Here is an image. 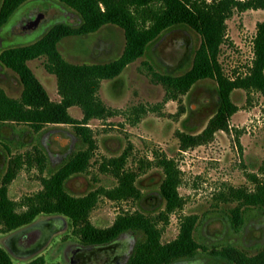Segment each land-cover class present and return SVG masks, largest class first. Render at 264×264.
Returning a JSON list of instances; mask_svg holds the SVG:
<instances>
[{"label": "rangeland", "instance_id": "obj_1", "mask_svg": "<svg viewBox=\"0 0 264 264\" xmlns=\"http://www.w3.org/2000/svg\"><path fill=\"white\" fill-rule=\"evenodd\" d=\"M34 18L38 21L33 31L20 30L24 22ZM263 22L264 12L252 11H234L226 21L227 38L220 47L218 63L228 79L248 73L255 27ZM57 23L78 26L80 19L72 10L51 1L23 5L0 31V53L11 46L35 42ZM200 43V37L192 30L171 28L121 75L101 82L97 96L114 114L88 122L95 145L88 169L69 178L64 190L78 198L114 188L117 180L107 171V163L125 153L124 171L134 173V187L140 199L112 201L99 196L89 215L91 225L106 229L118 215L141 213L157 222L161 243L165 244L176 239L184 218L194 217L193 236L200 249L192 259L174 264H229L218 255L224 248H235L249 257L264 252V213L255 208L244 209L234 197L238 190L253 192L254 178L264 179V97L256 92L233 91L230 100L238 111L230 118L229 133L217 132L208 144L181 151L178 134L198 136L214 116L219 104L217 85L213 80H201L185 95L172 98L154 81L152 73L184 75L191 69ZM124 44L123 31L108 25L91 35L64 38L57 50L69 64L91 65L117 59ZM45 61L42 57L29 61L27 66L49 99L57 103L60 97L56 80L45 71ZM0 89L15 100L22 91L16 75L2 65ZM68 113L76 121L82 119L77 107L70 108ZM85 148L71 126L48 125L35 133L26 125L5 124L0 127V184L8 167L20 158L23 166L7 187L8 198L18 205L42 189V178L52 175ZM42 158L40 165L37 160ZM163 158L172 160L180 171L177 192L183 200L182 209L170 214L167 221L158 218L164 204L158 194L163 174L157 163ZM236 208L241 209L243 217L238 231L231 226V212ZM43 219L44 216L38 218ZM63 221L66 228L38 253L25 259L11 256L12 263L27 264L42 257L46 264H125L142 239L140 234L125 233L107 246L83 249L72 237L67 221ZM7 236L0 235L1 248Z\"/></svg>", "mask_w": 264, "mask_h": 264}, {"label": "trees", "instance_id": "obj_2", "mask_svg": "<svg viewBox=\"0 0 264 264\" xmlns=\"http://www.w3.org/2000/svg\"><path fill=\"white\" fill-rule=\"evenodd\" d=\"M33 1L37 0H2L0 31L23 5ZM45 1L72 10L79 17L80 24H53L35 42L11 46L0 53V65L15 74L22 87L17 100L8 98L0 89V127L8 123L26 125L38 133L48 125L71 126L86 148L72 155L52 175L42 178V189L25 197L18 205L8 198L7 187L23 163L20 158L12 162V167H8L0 184V235L22 230L40 216L57 217L67 221L72 237L84 247L107 246L125 233L140 234L142 239L125 264H174L192 259L200 249L193 236L196 224L194 217L184 218L176 239L165 244L161 243V230L156 227L157 222L141 213L118 215L112 226L106 229L95 228L89 222V215L99 196L112 201L140 199V193L134 187V173L124 171L125 153L107 163V171L117 180L114 188L100 189L76 198L65 192L64 184L69 178L81 175L88 169L95 149L91 131L87 127L88 122L102 120L114 114L97 96L101 82L121 75L128 65L144 56L148 46L163 32L174 27H186L195 32L200 37V46L188 72L179 77L152 73L154 81L161 84L174 98L185 95L201 80H213L217 85L219 98L214 116L200 135L178 134L180 150L187 151L206 145L217 132L229 133L230 118L238 111L230 100L231 93L242 90L246 93L256 92L264 97V22L257 23L255 27L253 60L248 73L244 77L230 80L224 76L218 63L220 47L227 38L226 21L234 11L264 12V0ZM108 25L123 31L124 49L117 59L91 65H73L63 60L57 50L62 39L91 35ZM42 57L46 59L45 71L56 80L57 94L60 97L57 103L49 99L45 89L27 66L29 61ZM72 107L80 109V121L69 116L68 110ZM37 162L42 165L43 158ZM157 165L163 174L158 194L164 204V210L158 218L167 221L170 214L183 207V200L177 192L180 171L170 159H160ZM254 186L253 192L238 190L234 197L244 209L255 208L264 213V179L254 178ZM242 224V211L236 208L231 212V226L238 231ZM218 255L229 264H264V252L249 257L235 248L227 247L218 252ZM0 264H13L11 256L1 247ZM27 264L46 263L42 257H37Z\"/></svg>", "mask_w": 264, "mask_h": 264}, {"label": "flooded vegetation", "instance_id": "obj_3", "mask_svg": "<svg viewBox=\"0 0 264 264\" xmlns=\"http://www.w3.org/2000/svg\"><path fill=\"white\" fill-rule=\"evenodd\" d=\"M34 19L32 21H34ZM29 22H24L21 28ZM63 222V220L57 217L45 218L43 220L37 219L28 227L9 234L4 241V249L13 257L24 259L32 257L38 253L54 235L59 234L66 228V223ZM78 245V247L83 249H92L96 247Z\"/></svg>", "mask_w": 264, "mask_h": 264}, {"label": "water", "instance_id": "obj_4", "mask_svg": "<svg viewBox=\"0 0 264 264\" xmlns=\"http://www.w3.org/2000/svg\"><path fill=\"white\" fill-rule=\"evenodd\" d=\"M37 21H38V19H35L33 22L27 23L25 26H23L22 28H20V30L21 31H33L34 28L37 25Z\"/></svg>", "mask_w": 264, "mask_h": 264}, {"label": "crops", "instance_id": "obj_5", "mask_svg": "<svg viewBox=\"0 0 264 264\" xmlns=\"http://www.w3.org/2000/svg\"><path fill=\"white\" fill-rule=\"evenodd\" d=\"M253 12V11H252ZM262 12V11H256L255 13ZM260 16V15H259Z\"/></svg>", "mask_w": 264, "mask_h": 264}]
</instances>
